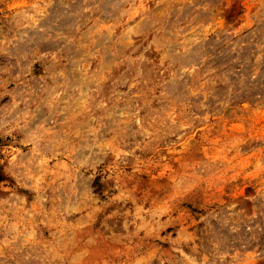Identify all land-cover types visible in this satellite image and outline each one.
Masks as SVG:
<instances>
[{
	"label": "rangeland",
	"instance_id": "374dc122",
	"mask_svg": "<svg viewBox=\"0 0 264 264\" xmlns=\"http://www.w3.org/2000/svg\"><path fill=\"white\" fill-rule=\"evenodd\" d=\"M0 264H264V0H0Z\"/></svg>",
	"mask_w": 264,
	"mask_h": 264
}]
</instances>
